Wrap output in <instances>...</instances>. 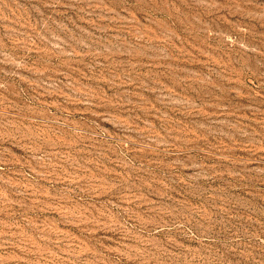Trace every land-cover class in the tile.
Segmentation results:
<instances>
[{"label":"rangeland","instance_id":"rangeland-1","mask_svg":"<svg viewBox=\"0 0 264 264\" xmlns=\"http://www.w3.org/2000/svg\"><path fill=\"white\" fill-rule=\"evenodd\" d=\"M0 264H264V0H0Z\"/></svg>","mask_w":264,"mask_h":264}]
</instances>
